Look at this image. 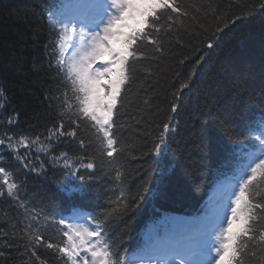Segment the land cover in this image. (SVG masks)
<instances>
[{"label": "trees", "instance_id": "1", "mask_svg": "<svg viewBox=\"0 0 264 264\" xmlns=\"http://www.w3.org/2000/svg\"><path fill=\"white\" fill-rule=\"evenodd\" d=\"M50 2L55 0H0V88L6 90L8 102L0 114H18V124L10 129L17 135L34 137L44 133L57 117L67 88L62 77L49 67L54 59L51 48H44L55 39L45 14ZM183 2L186 6H202L203 10L195 20L191 16L185 20L179 32L163 37L162 54L146 49L150 58L137 66L135 79L127 89V103L117 114L118 123L123 125L120 135L129 147L117 158V165L110 166L83 131L77 138L85 140L83 148L72 141L54 149L56 155L68 152L73 162L80 158L84 163H95L94 172L83 168L79 171L86 180L91 175L90 192L69 197L65 189L80 181L61 165L51 164L47 157L41 156L45 163L39 174H25L10 156L5 157L10 162L7 166L15 169L16 181L23 182L21 197L27 193L33 207L56 220L75 214L74 208L99 220L117 207L109 201L119 195L120 186L108 173L111 167L120 166L125 173V191L138 195V199L127 211L109 216L105 227L128 259L144 252L149 235L154 231L162 235L177 216L200 221V215L207 211L208 190L217 180L232 174L228 162L236 144L229 141L226 129L239 130L264 112L262 0ZM236 3L254 6L253 18L230 24L218 33L219 46L208 49L204 41L221 23L218 17L240 14ZM153 55L156 59H151ZM200 56L204 59L197 64ZM186 82L188 87L181 90ZM71 95L68 90L69 98ZM173 103L180 105L177 113L170 111ZM170 115L175 118L174 124L178 122L177 131L168 148L156 155L152 151L154 143ZM5 131L9 129L0 126V134ZM36 167L39 169V161ZM260 191L264 195V188ZM22 215L23 210L17 209L15 202L0 198V227L11 232L10 224ZM45 231L55 242L61 241L58 224L51 223ZM7 251L8 260L0 258V264H20L16 251ZM40 254L47 264H56L52 255L43 250Z\"/></svg>", "mask_w": 264, "mask_h": 264}, {"label": "snow or ice", "instance_id": "2", "mask_svg": "<svg viewBox=\"0 0 264 264\" xmlns=\"http://www.w3.org/2000/svg\"><path fill=\"white\" fill-rule=\"evenodd\" d=\"M234 6L241 10L240 14L218 17L221 23L204 41L208 49L219 46L218 33L237 21L251 20L256 11L249 4ZM202 10V6H186L183 0H55L49 3L45 14L55 39L44 48L46 51L51 48L54 59L49 67L62 77L67 88L54 122L34 137L10 131L18 124L15 111L11 115L0 114V126L9 129L0 134L3 149L0 198L15 202V207L23 210L22 217L10 224L11 232L0 227V258L7 261L10 256L7 250L14 249L21 257L20 264H47L41 250L52 255L56 264H264V195L260 191L264 188V112L239 130L226 129L229 141L236 147L228 162L232 179L231 191L223 206L224 215L217 210L194 227L172 235L162 237L159 231H154L145 242V256L131 260L116 246L105 227L109 216L127 211L138 199V195L125 191V173L120 166L111 167L108 173L120 186L119 195L109 201L117 207L99 220L91 213L80 214L76 208L75 215L56 220L33 207L27 193L21 197L23 182L16 181L15 169L8 167L10 162L5 159L6 155L10 156L25 174H39L45 163L41 156L47 157L51 164L61 165L80 181L79 185L65 189L69 197L90 192L91 175L86 180L79 171L83 168L94 172L95 163H84L80 158L73 162L68 152L56 155L54 149L72 141L83 148L85 140L77 139L83 131L90 135L89 143L95 142L98 154L110 166L117 165V158L129 150L120 135L123 125L118 123L117 114L127 103V89L135 79L137 66L150 58L146 49L162 54L163 37L179 32L185 20L190 16L195 20ZM259 11L264 15V0L259 4ZM69 42L74 49L70 57L65 46ZM151 59L156 57L153 55ZM203 59L200 56L196 63L200 64ZM101 60V66H94ZM187 87L186 82L181 90ZM0 101H3L0 109L6 108L8 102L3 88H0ZM179 107L173 103L171 113H177ZM174 119L170 115L163 123L152 149L156 155L168 148L177 131L178 122L174 124ZM53 222L59 226L62 237L59 243L45 231Z\"/></svg>", "mask_w": 264, "mask_h": 264}, {"label": "rangeland", "instance_id": "3", "mask_svg": "<svg viewBox=\"0 0 264 264\" xmlns=\"http://www.w3.org/2000/svg\"><path fill=\"white\" fill-rule=\"evenodd\" d=\"M70 43L71 42H69L68 44H66L65 46H66V48L67 49H69V50H71V52L74 50V49H71L70 48ZM69 57L71 56V53H70V55H68ZM103 59H107V57H104ZM102 60L101 61H97V63H96V65H94V66H96V67H99V66H101L102 65ZM218 189V188H217ZM213 201V202H212ZM209 204V215H206V216H204L203 218L204 219H206L207 217H211V216H213L214 215V213L217 211V210H219V209H217V207L214 205V198H210V202L208 203ZM220 214H222V215H224V211L223 210H220ZM145 256V253H143V254H141L140 256H133L131 259H133V258H140V257H144ZM130 259V260H131Z\"/></svg>", "mask_w": 264, "mask_h": 264}, {"label": "bare ground", "instance_id": "4", "mask_svg": "<svg viewBox=\"0 0 264 264\" xmlns=\"http://www.w3.org/2000/svg\"><path fill=\"white\" fill-rule=\"evenodd\" d=\"M103 94V93H102ZM213 194V196L216 198V200H217V202H218V206L220 207V208H223L222 207V205L223 204H225L226 203V197H227V194H225V193H223V192H221V191H216V192H212ZM213 202V201H212ZM221 216H223L222 214H221ZM144 252H140V253H137V254H135V255H133V256H140L141 254H143ZM132 256V257H133Z\"/></svg>", "mask_w": 264, "mask_h": 264}]
</instances>
